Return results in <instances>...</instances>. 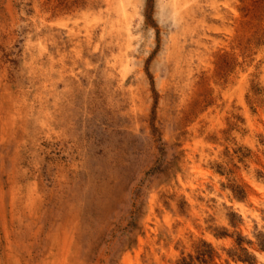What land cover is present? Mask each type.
<instances>
[{
	"label": "rangeland",
	"instance_id": "rangeland-1",
	"mask_svg": "<svg viewBox=\"0 0 264 264\" xmlns=\"http://www.w3.org/2000/svg\"><path fill=\"white\" fill-rule=\"evenodd\" d=\"M264 264V0H0V264Z\"/></svg>",
	"mask_w": 264,
	"mask_h": 264
},
{
	"label": "trees",
	"instance_id": "trees-1",
	"mask_svg": "<svg viewBox=\"0 0 264 264\" xmlns=\"http://www.w3.org/2000/svg\"><path fill=\"white\" fill-rule=\"evenodd\" d=\"M187 264H190V263H187Z\"/></svg>",
	"mask_w": 264,
	"mask_h": 264
}]
</instances>
